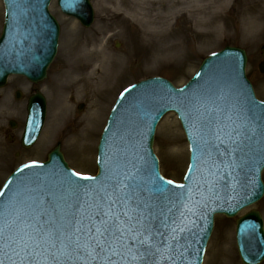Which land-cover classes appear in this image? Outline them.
<instances>
[{"label": "water", "instance_id": "95a60500", "mask_svg": "<svg viewBox=\"0 0 264 264\" xmlns=\"http://www.w3.org/2000/svg\"><path fill=\"white\" fill-rule=\"evenodd\" d=\"M4 1L7 20L0 42V87L5 85L8 75L12 73L26 75L31 79H44L55 58L59 37L58 24L48 14L51 0H13L11 9L9 0ZM59 5L66 15L78 19L85 27H90L93 23V10L89 0H59ZM262 52L264 57V47ZM246 62L244 52L228 48L207 59L198 75L183 89H175L168 81L155 78L125 92L115 105L102 135L98 148L100 174L95 181L75 179L59 147L52 152L47 164L38 167L39 171L56 174V178L60 176L64 188L79 187L83 192L100 188L106 180L112 178L123 180L124 173L134 171V166L139 168L138 182L144 183L148 188L161 187L166 190L163 193L167 196L163 211L167 212L166 223L169 227L162 229L165 233L163 237H158L165 242L160 245L161 252L155 258V264H189L192 260H195L194 264H202L213 230L215 213L235 217L264 195L261 181L264 169V138L258 131L251 141H246L231 156H220L218 151L223 153L226 147L228 151H232L236 149V145L226 140L227 146H221L220 141L215 140L206 128L198 132L194 118L199 125L201 121L210 122L213 129L224 128L232 131L238 129V126L231 127L233 125L222 120L220 110L216 113H204V109H192L190 101L204 82L205 85L211 83V78L219 77L227 81L234 78V83L243 88L246 94L242 99L247 112L251 113L248 118L264 117V103L255 99L244 76ZM260 71L264 74V63L260 65ZM148 96L153 98L148 99V103H159L153 115L136 111V102L143 104ZM225 108L223 107L224 110ZM171 110L179 115L190 142L192 159L184 188L168 184L160 176L158 160L153 152L157 124ZM131 111L138 114L134 112V115H128ZM248 118L244 116L243 125ZM34 119L33 126L36 128L35 124L40 123V120L38 116ZM133 121H138L141 126L134 125ZM36 137H33V141ZM214 145L219 146L218 151ZM20 175L22 173L10 178L0 196V217H6L9 221L24 211L19 199L28 190L24 193L18 183L12 184L21 180ZM159 194L149 195L157 205ZM180 209L183 215L173 219L174 211ZM172 229L176 231L173 232ZM237 242L243 264H260L264 261V229L259 213L252 212L238 222ZM169 256L175 259H169Z\"/></svg>", "mask_w": 264, "mask_h": 264}, {"label": "rangeland", "instance_id": "374dc122", "mask_svg": "<svg viewBox=\"0 0 264 264\" xmlns=\"http://www.w3.org/2000/svg\"><path fill=\"white\" fill-rule=\"evenodd\" d=\"M117 1L105 14H101L100 7L106 5L105 1L90 0L94 9V24L90 28H84L75 19L65 16L57 6V0L51 4L50 11L60 25L61 34L58 54L49 69V77L40 84L48 103L47 120L41 140L28 151L24 160H46L48 150L60 143L62 153L72 169L79 173L97 174L100 136L110 111L123 90L152 77H163L176 87H182L197 72L205 58L228 46L246 51L247 77L252 82L258 99L264 101V75L258 69L262 62L260 48L264 45V23L256 22L253 29L251 17L243 16L237 9L240 0H230L217 27H207L198 17L191 15L194 12L191 0H128L140 5L137 8L134 6V9L142 16L169 19L168 25L162 27L156 36L147 35L145 27L124 13L127 6L132 9V5ZM3 16L4 6L0 0V35ZM102 16L105 20H102ZM71 35L79 43L100 39L108 58L120 65L118 69L109 72L106 82L96 83L92 90L89 88L82 94L76 90L68 91L62 78L69 65L67 61L70 56L66 53V45L73 41ZM18 80L20 79H11L9 87L0 91L3 100L10 101L12 87ZM80 105L85 106L82 112L78 111ZM63 112L69 116V121L59 125L58 138L51 144L49 139L54 134V118ZM23 119L24 116L19 121L20 125ZM21 127L17 133L19 139ZM79 129H85L87 138L82 144L72 146L70 136ZM154 150L160 160L162 175L175 182H182L190 156L176 115L168 114L159 124ZM10 166L11 164L0 163V181ZM254 210L260 212L264 220V198L234 219L216 217L204 264H242L236 245V221Z\"/></svg>", "mask_w": 264, "mask_h": 264}, {"label": "snow or ice", "instance_id": "6c2138e0", "mask_svg": "<svg viewBox=\"0 0 264 264\" xmlns=\"http://www.w3.org/2000/svg\"><path fill=\"white\" fill-rule=\"evenodd\" d=\"M12 5L13 0H9L10 9ZM200 123L221 145H225L226 140L236 145L232 151L226 147L223 153L218 151V145H214L220 156H231L258 131L264 138V117L249 118L243 129L232 131L213 129L207 121ZM139 173L140 169L134 166V171L123 174V180L112 178L100 188L83 192L79 187L38 186L25 202L22 214L11 221L0 217V252L12 260L8 255L11 251L20 264H64L65 261L73 264L75 261H84V264H119L120 261L155 264V258L161 252L160 245L165 242L158 237L165 235L162 229L169 225L163 209L149 195L163 194L166 190L148 188L138 182ZM72 175L96 180V177L81 176L80 173ZM0 264H5L4 259H0Z\"/></svg>", "mask_w": 264, "mask_h": 264}, {"label": "bare ground", "instance_id": "6f19581e", "mask_svg": "<svg viewBox=\"0 0 264 264\" xmlns=\"http://www.w3.org/2000/svg\"><path fill=\"white\" fill-rule=\"evenodd\" d=\"M104 1L106 5L100 7L101 14H105L110 7L118 3L117 0ZM120 2L124 4L128 3L130 6L132 5V9L127 6L124 13L138 22L143 28L145 27L146 33L149 36H156L158 31H160L162 27L165 28L169 23L167 17L151 18L148 15H140L138 11L134 9V6L136 8L140 6L137 3H131L128 0H120ZM229 2L230 0H204L202 4V0H191V6H194V12L191 15L198 17L199 21L204 23L207 27H217L221 23L222 14L228 7ZM237 9L243 16L251 17L253 29L256 27V22L264 23V0H240L237 4ZM102 20H105L104 16H102ZM121 23H123L122 20ZM71 38L73 41H69L66 45V53L70 56L68 58L69 61H67L69 65L66 66L62 78L67 84L64 86L68 91L76 90L82 94L83 91L89 88L92 90L96 83L101 84L106 82L111 73L110 71L118 69L120 65L118 62L114 63L108 58L101 46L100 39L79 43L72 35ZM54 121L55 129L52 133L55 134L56 130H59V125L61 123H67L69 121V116L64 112L59 113L55 116ZM86 138L85 129H79L73 136H70L72 146L80 143L82 144Z\"/></svg>", "mask_w": 264, "mask_h": 264}, {"label": "flooded vegetation", "instance_id": "af4514ba", "mask_svg": "<svg viewBox=\"0 0 264 264\" xmlns=\"http://www.w3.org/2000/svg\"><path fill=\"white\" fill-rule=\"evenodd\" d=\"M39 85L29 80H18L12 87V97L3 100L0 96V163L15 164L24 159L29 150L24 149L21 139H18L20 119L26 118L29 99L38 91ZM26 91L24 100H17V92ZM23 119V122H24ZM33 160V159H28Z\"/></svg>", "mask_w": 264, "mask_h": 264}]
</instances>
